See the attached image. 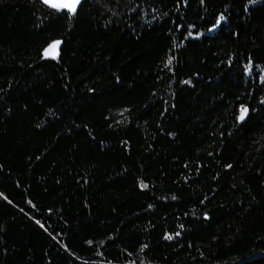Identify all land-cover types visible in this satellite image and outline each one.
I'll use <instances>...</instances> for the list:
<instances>
[{
	"label": "trees",
	"instance_id": "obj_1",
	"mask_svg": "<svg viewBox=\"0 0 264 264\" xmlns=\"http://www.w3.org/2000/svg\"><path fill=\"white\" fill-rule=\"evenodd\" d=\"M0 264H264V0H0Z\"/></svg>",
	"mask_w": 264,
	"mask_h": 264
},
{
	"label": "snow or ice",
	"instance_id": "obj_2",
	"mask_svg": "<svg viewBox=\"0 0 264 264\" xmlns=\"http://www.w3.org/2000/svg\"><path fill=\"white\" fill-rule=\"evenodd\" d=\"M45 4L56 8L57 10L60 9H68L71 13H75L77 5L80 4V0H43ZM223 19V17H221ZM219 23V21H218ZM59 41L55 42L54 45H51L48 49H45V55L51 54V52L59 46ZM171 63V58L169 59V64ZM248 113V109L246 107H241L239 119L243 121ZM142 187H147V185H141ZM171 239L172 237H167Z\"/></svg>",
	"mask_w": 264,
	"mask_h": 264
},
{
	"label": "water",
	"instance_id": "obj_3",
	"mask_svg": "<svg viewBox=\"0 0 264 264\" xmlns=\"http://www.w3.org/2000/svg\"><path fill=\"white\" fill-rule=\"evenodd\" d=\"M83 0H80V3L82 2ZM80 5V4H79ZM79 5H77V7L79 6ZM77 9V8H76ZM63 10H66V11H68V12H70L68 9H63ZM51 54H49V55H45V52H44V56L46 57V58H48L49 56H50ZM239 116H240V114H239ZM246 118V117H245ZM245 120V119H244ZM243 120V121H244ZM238 121L239 122H243V121H241L240 119H239V117H238Z\"/></svg>",
	"mask_w": 264,
	"mask_h": 264
}]
</instances>
